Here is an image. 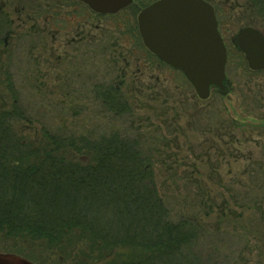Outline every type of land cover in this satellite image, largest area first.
I'll list each match as a JSON object with an SVG mask.
<instances>
[{"label": "rangeland", "instance_id": "rangeland-1", "mask_svg": "<svg viewBox=\"0 0 264 264\" xmlns=\"http://www.w3.org/2000/svg\"><path fill=\"white\" fill-rule=\"evenodd\" d=\"M48 1L40 17L7 7L14 26L0 49V66L13 72L34 127L143 136L154 149L156 185L173 220L196 212L200 197L208 204L198 212L204 226L198 249L221 264H264V71L251 73L234 43L248 18L241 14L247 0H217L225 7L219 30L232 57L227 94L213 89L207 100L180 71L150 56L138 31L139 3L99 14L79 0ZM100 86L119 89L128 111L116 115L103 106ZM82 250L88 252L83 246L49 262L107 264Z\"/></svg>", "mask_w": 264, "mask_h": 264}, {"label": "trees", "instance_id": "trees-1", "mask_svg": "<svg viewBox=\"0 0 264 264\" xmlns=\"http://www.w3.org/2000/svg\"><path fill=\"white\" fill-rule=\"evenodd\" d=\"M44 1L0 0V49L8 47L14 26L6 8L20 6L40 17L50 7ZM154 1L134 0L142 8ZM206 1L220 25L224 4ZM245 7V27L264 33V0H247ZM96 89L109 111H128L119 89ZM143 139L119 131L92 136L35 128L13 72L0 66V252L50 264L61 252L86 246L88 260L107 264H221L198 249L204 233L198 212L208 204L200 197L196 212L173 220L156 185L154 149ZM124 249L128 254L120 253Z\"/></svg>", "mask_w": 264, "mask_h": 264}, {"label": "water", "instance_id": "water-1", "mask_svg": "<svg viewBox=\"0 0 264 264\" xmlns=\"http://www.w3.org/2000/svg\"><path fill=\"white\" fill-rule=\"evenodd\" d=\"M99 14H116L134 0H79ZM144 46L162 63L182 72L201 100L212 90L227 94L228 52L214 6L206 0H156L137 16ZM234 43L252 71L264 70V33L247 26ZM0 264H34L11 253H0Z\"/></svg>", "mask_w": 264, "mask_h": 264}]
</instances>
